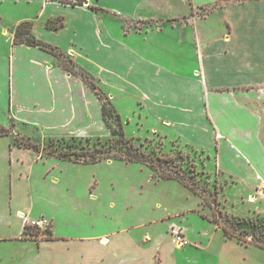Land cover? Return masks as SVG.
<instances>
[{
  "label": "crops",
  "instance_id": "obj_1",
  "mask_svg": "<svg viewBox=\"0 0 264 264\" xmlns=\"http://www.w3.org/2000/svg\"><path fill=\"white\" fill-rule=\"evenodd\" d=\"M26 20L54 51L14 43L18 24ZM65 57L74 70L60 63ZM82 72L93 77L122 120L117 101H128L133 106L128 121L150 128L144 134L160 133L210 154L211 168L230 178L227 185L243 186L247 199L259 190L264 179V0H86L83 5L0 0V110L11 122L0 126L33 128L39 141L108 136L102 100ZM14 153L0 150V203L2 189H9L8 214L17 218L18 228L14 234H0V240L33 244L23 231L24 213L36 208L34 181L49 180L52 170H61L55 160H63L31 154L27 168L25 159ZM38 164L44 170L36 171ZM52 179L49 184L61 182ZM24 180L29 203L16 206L13 189ZM37 213L51 217L56 238L48 241L68 239L67 247L73 238H81L103 248L118 232L69 236L55 232L52 209ZM3 224L12 228L7 221ZM185 232L197 244L199 239ZM220 239L222 248L248 247L224 239L222 231ZM117 262L123 264L122 258Z\"/></svg>",
  "mask_w": 264,
  "mask_h": 264
},
{
  "label": "rangeland",
  "instance_id": "obj_2",
  "mask_svg": "<svg viewBox=\"0 0 264 264\" xmlns=\"http://www.w3.org/2000/svg\"><path fill=\"white\" fill-rule=\"evenodd\" d=\"M178 7L181 11L180 4ZM185 7L188 13L189 5ZM60 63L75 69L67 57L60 58ZM117 104L122 106L126 138L130 139L127 142L119 141L110 130L104 137L67 135L39 141L40 135L33 128L22 125H12L9 134L0 138V150L15 151V156L18 153L25 159L27 168L33 154L43 158L59 157L61 151L72 154L74 162L66 158H62L65 162L55 160L61 170H52L49 180L34 181L38 196L36 208L32 214L24 213V221L42 216L51 221L49 215H38L37 211L49 213L52 209L56 215L55 232L75 237L118 231L111 242L101 248L90 241L73 238L67 247L65 241L68 239L48 241L56 238L52 232L49 235L29 226L32 236L24 233L23 236L34 240L33 244L25 239L0 240L3 253L0 256H4L1 262L120 264L117 258H122L123 264H172V261L173 264H264V191L253 190L255 198L248 201L243 186L227 185L230 178L225 180L211 168L208 160L213 161L214 157L210 154L179 140H167L160 133L144 134L150 128L140 127L136 120L128 121L133 106L128 101H117ZM9 122L0 110V123L10 125ZM111 123L117 126L114 116ZM18 131L28 132L32 138ZM29 141L36 147H26L25 142ZM129 152L143 155L145 161L127 160ZM92 155L102 158L90 161ZM37 168L42 169L43 165L38 164L36 171ZM54 177L61 182L49 184ZM18 182L13 189L17 194L16 206H27L28 182L22 181L21 188ZM2 190L0 234H14L18 220L8 214L9 189ZM48 197L55 203L50 204ZM74 206L78 211L73 210ZM6 221L12 228L4 226ZM185 228L192 238L199 239L197 244L188 238ZM221 231L224 239L248 247L222 248ZM178 233L185 236L186 244L177 240Z\"/></svg>",
  "mask_w": 264,
  "mask_h": 264
},
{
  "label": "trees",
  "instance_id": "obj_3",
  "mask_svg": "<svg viewBox=\"0 0 264 264\" xmlns=\"http://www.w3.org/2000/svg\"><path fill=\"white\" fill-rule=\"evenodd\" d=\"M47 1H56L65 5H83L86 0H47ZM93 9L98 10V7H93ZM33 23L31 21H22L18 24L15 36H14V43H26L30 45H39L42 48L49 49L54 51L55 47L46 45L43 43L41 40H39L33 33ZM83 78L85 79L86 83L95 91L97 94L98 98L102 100V112H103V117L105 120V123L110 130L112 136L119 137V141L122 139L124 141H129V138H126V132L124 128V122L121 118L120 113L117 111L115 106L112 104L111 100L109 97L101 90V88L97 85L93 77L89 73L82 72L81 73ZM115 117V120L117 121V126L112 125L111 123V118ZM9 134V128L5 126H0V136L1 135H7ZM22 143V142H21ZM26 147H36V145L32 142H25ZM137 153H128L126 155V159L129 161H145L143 155H136ZM60 159L63 158V160L68 159V161H71V153H68L67 151H61L58 152ZM58 157V158H59ZM78 158V157H75ZM102 157H99L98 159L95 158L94 155L90 157V161H99L101 160ZM73 161V160H72ZM71 161V162H72ZM74 162V161H73ZM30 227L28 225L24 226V234H28V236H32V232L29 230ZM45 232L49 235H51V230L47 229ZM224 234L227 236V231H224Z\"/></svg>",
  "mask_w": 264,
  "mask_h": 264
},
{
  "label": "built area",
  "instance_id": "obj_4",
  "mask_svg": "<svg viewBox=\"0 0 264 264\" xmlns=\"http://www.w3.org/2000/svg\"><path fill=\"white\" fill-rule=\"evenodd\" d=\"M258 178L260 179V176H258ZM259 190L264 191V179L260 180ZM25 222H26V225H28L30 227L42 229V231L49 229L51 226V221H49L44 216H42L40 218H27ZM176 238H177V240H179L180 244H182V245L187 243V239L185 238V236L180 234V233H178Z\"/></svg>",
  "mask_w": 264,
  "mask_h": 264
},
{
  "label": "bare ground",
  "instance_id": "obj_5",
  "mask_svg": "<svg viewBox=\"0 0 264 264\" xmlns=\"http://www.w3.org/2000/svg\"><path fill=\"white\" fill-rule=\"evenodd\" d=\"M248 200L249 201H253L254 200V196H249ZM178 247H180V246L178 245Z\"/></svg>",
  "mask_w": 264,
  "mask_h": 264
}]
</instances>
